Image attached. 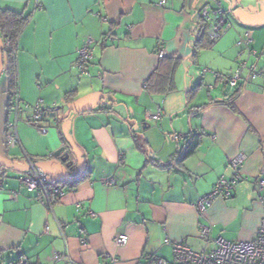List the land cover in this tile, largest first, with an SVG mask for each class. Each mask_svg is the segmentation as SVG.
I'll return each mask as SVG.
<instances>
[{"label":"crops","instance_id":"1","mask_svg":"<svg viewBox=\"0 0 264 264\" xmlns=\"http://www.w3.org/2000/svg\"><path fill=\"white\" fill-rule=\"evenodd\" d=\"M160 1L0 0V8L26 17L15 41L17 95L48 108L39 122L45 133L29 122L31 107L23 109L18 144L9 145L7 90L0 100V172L13 170L0 177V264L19 255L26 264H146L148 255L170 264L166 239L208 251L218 237L248 241L260 227L264 77L244 71L236 95L227 80L242 60L264 72V0ZM204 6L220 8L231 23L214 41ZM245 31L251 53L236 44ZM88 37L92 56L81 72L77 49ZM162 59L177 61L175 87L164 93L148 86ZM189 139L198 143L184 155ZM63 145L67 165L53 156ZM238 153L245 159L232 194L199 210L196 201L221 176L231 177ZM25 155L39 159L50 182L80 180L72 190L63 184L64 194L48 206L21 184ZM109 178L115 183L105 184ZM121 233L128 240L117 246Z\"/></svg>","mask_w":264,"mask_h":264},{"label":"built area","instance_id":"2","mask_svg":"<svg viewBox=\"0 0 264 264\" xmlns=\"http://www.w3.org/2000/svg\"><path fill=\"white\" fill-rule=\"evenodd\" d=\"M160 1V3H162ZM200 15L207 24V35L211 41L218 38L223 32H225L231 23L224 19L223 12L220 8H213L204 6ZM105 20V18H103ZM251 35L249 31H245L243 35L237 40L236 44L239 46H245L249 53L253 52L248 48L251 43ZM92 40L88 37L84 43L77 49V58L75 67L81 72H86L87 67L90 64L92 56ZM159 50L162 51V46H159ZM247 71V77L254 79L258 76L264 77V72L255 70L248 67L244 60L239 61L230 74L227 82L230 87L237 86L238 82L242 78V73ZM31 107V115L29 116V122L36 126L40 133H45L47 127L39 126L40 120L44 117L47 111V107L43 102L38 101L33 105L27 103H21L16 90L13 91V99L8 107V115H12L13 119L10 120L9 116L5 123V140L9 145H17L18 138L16 134V122L23 109ZM57 116L60 115V111L56 110ZM154 120L158 119L159 111L150 115ZM174 138H177L175 135ZM245 159V154L238 153L230 159V167L232 169V175L230 178L221 176L214 184L212 190L205 196H202L196 201V206L199 210L210 204L211 200L215 197H228L232 194L236 183L241 178V167ZM26 171L21 175V184L28 190H38L40 197L46 202L48 206L51 205L50 195H55L57 198L61 197L65 192V187L61 184H57L49 192L50 178L48 173L41 167L40 161L37 158H30L25 155ZM114 179L109 178L105 180V184H113ZM257 186L259 188L264 187V179L257 180ZM69 190L73 188L67 186ZM260 203L264 210V196H260ZM80 204H77V210ZM89 215L93 216L94 213L89 212ZM202 234L208 232L207 228L201 229ZM128 240V236L125 233L116 235L114 242L117 246L125 244ZM82 244L87 243V238L82 237L80 239ZM215 247L208 251L196 250L190 247L187 243L174 242L169 239L165 240V243L170 245L172 250L173 259L170 264H264V217L261 221L260 227L255 232L254 236L248 241H229L222 237H218L215 240ZM27 260L24 255H19L13 264H26ZM146 264H167V262L157 256L148 255L146 257Z\"/></svg>","mask_w":264,"mask_h":264},{"label":"trees","instance_id":"3","mask_svg":"<svg viewBox=\"0 0 264 264\" xmlns=\"http://www.w3.org/2000/svg\"><path fill=\"white\" fill-rule=\"evenodd\" d=\"M25 20L26 17L16 10L10 8H0V34L3 36L4 41L3 44L0 45V49L3 56V69L8 77V99L6 104L7 108L9 107L10 102L13 99V91L16 90V78L14 69L15 41ZM176 64V59H162L160 61L159 67L152 73V75L148 79V86L154 89L155 91L163 93L173 90L175 87L173 78ZM237 87L238 86H235V95L239 92V88ZM229 105L233 108L231 103ZM197 143L198 140L189 139L185 145L184 155L190 153L193 148L197 145ZM63 163L67 165L66 162ZM79 180L80 177H77L73 179H63L62 181L59 180V182L61 183H57L54 182V179H52V182H50L48 186L49 192H51V189L57 184L73 186ZM50 197L51 203L53 202V200L57 199L55 195H50ZM1 259L2 258L0 257V260Z\"/></svg>","mask_w":264,"mask_h":264},{"label":"water","instance_id":"4","mask_svg":"<svg viewBox=\"0 0 264 264\" xmlns=\"http://www.w3.org/2000/svg\"><path fill=\"white\" fill-rule=\"evenodd\" d=\"M3 71V56H2V52H1V49H0V75ZM53 156L59 158V160L63 163V162H66V164H69L70 163V151L66 148L65 145L63 146H60L57 150H55L53 152ZM6 169H2L3 172H0V176L1 174L4 173V171H8V172H12L13 170L10 168V166H5Z\"/></svg>","mask_w":264,"mask_h":264},{"label":"rangeland","instance_id":"5","mask_svg":"<svg viewBox=\"0 0 264 264\" xmlns=\"http://www.w3.org/2000/svg\"><path fill=\"white\" fill-rule=\"evenodd\" d=\"M6 90H7V78L4 74L0 75V100L2 101L3 99L5 100L6 97ZM203 90V91H201ZM199 90L198 92H201V94H205L206 91H208V89L204 86L203 89ZM0 126L4 125L5 120H6V114H5V108L2 104L1 108H0ZM17 175V173L15 174V176ZM4 173L1 174L0 177L3 178Z\"/></svg>","mask_w":264,"mask_h":264}]
</instances>
